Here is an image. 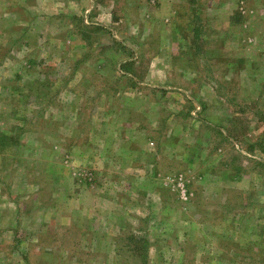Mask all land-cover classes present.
Listing matches in <instances>:
<instances>
[{"label": "rangeland", "instance_id": "obj_1", "mask_svg": "<svg viewBox=\"0 0 264 264\" xmlns=\"http://www.w3.org/2000/svg\"><path fill=\"white\" fill-rule=\"evenodd\" d=\"M0 264H264V0H0Z\"/></svg>", "mask_w": 264, "mask_h": 264}]
</instances>
